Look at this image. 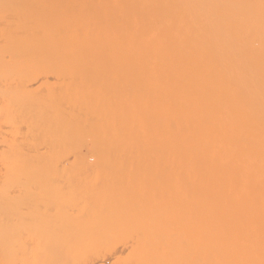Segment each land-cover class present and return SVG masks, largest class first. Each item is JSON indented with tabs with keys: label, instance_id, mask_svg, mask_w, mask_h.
<instances>
[{
	"label": "bare ground",
	"instance_id": "obj_1",
	"mask_svg": "<svg viewBox=\"0 0 264 264\" xmlns=\"http://www.w3.org/2000/svg\"><path fill=\"white\" fill-rule=\"evenodd\" d=\"M67 1L66 3L62 1L55 4L56 9H51L52 6L49 3L46 4V8L48 5L51 6L50 9H48V12L51 10L49 13L41 11L39 8L40 6L29 9L25 8L26 10L22 7V9L19 10V26L18 23L17 26L21 29H18V31H20L19 34H21L20 56L24 63L46 64L47 62L49 63V67L46 68H49V70L51 65L55 70L57 68L54 66L57 63H60V67L61 63H64V68L61 70L64 74L65 71H69V69L71 71V67H75L76 63H80V67L84 63L85 65L88 64V68L82 67V72H84V70L86 71V69H90V67L91 69L97 65L99 67L100 65L98 63L101 62L102 65L104 60L108 61V63L111 60V62L113 61L118 65L121 64L120 66H122V64H131L132 66L134 64L132 67L127 65L130 71H138L140 68L137 67L136 64L139 63L146 62V65H149V68L145 66V69L147 68L145 71L149 74L150 79L144 81L145 83L148 82V86H142V88L144 87L145 89L141 90L139 83H144L143 81L137 84H130V86H128V83L127 85H122L124 82L119 84V86L117 84V87L113 90L114 93L111 92L115 95V100L113 103L111 101V103L116 104V107L112 106L114 108L111 109L108 108L110 105L100 102L102 100L98 99L100 93L98 94L97 92L99 88L96 90L95 87H93L95 84L92 86L87 83V80H85L86 82L82 81L86 84L81 82L79 84L75 83L76 80L73 81V83L72 80L74 79H71L70 83L67 82L68 85H64H67L66 93H68L67 95L70 98V103L68 104L67 102L70 108H68L66 112L67 119L65 121L66 124L68 123L66 127L68 126L67 129L69 130V134L71 132L73 134L75 131L76 133L80 131V134L78 133L79 137L82 136L81 133L85 132H82V127V129L87 127L85 130L89 129L88 131L90 132L87 131V134H83L84 137H81V139L83 138L82 141H84L87 135L91 138L92 145L89 147L88 151L93 159L96 158L99 160V155L100 157L103 156L104 159L110 160L112 156H119L118 158L125 157L124 159H126V157H131V159H133V157L136 156H146V158L148 156L150 159L149 156H152V158L162 157L163 160L166 159L168 161L166 163H164L165 161L163 162V170L159 171V173L162 172L161 174L164 173L163 176L161 175L162 179L157 177L158 179L156 180L159 182L157 183L159 188L162 186V190L169 196L165 194L167 198L162 202V206L158 204L153 206L155 202L149 205L152 206L150 207L151 210L148 209V211L151 212H147L149 213L147 217L150 221L145 218L147 221L144 220V222H147L146 224L149 225L152 224L149 228L151 230L154 229L155 222H158L160 225L158 226L157 223L156 225L158 228L155 225L156 228L154 229L157 230L156 233H158V236L157 234L153 236L155 235V233H152L154 231L148 230L147 237L150 236L149 233H152L153 238L149 237L151 239V242H149L150 239L148 241L150 245L147 244V242L146 244L151 247V244L153 245L152 241H158V238L156 240L154 237H161L163 241L165 240V242H167V245L170 243V248L173 247L172 245L176 243L177 239H179L180 242L183 241L181 252L184 257H182L184 262L182 261L181 263L184 264H232L234 263V258H236L235 264H263L262 259H259L261 255L260 252H262V255L264 254L262 247V251L257 249L260 255L255 253L257 250L255 252L252 250L249 253L250 250L248 249L250 248L247 249L248 243L245 246L243 243L244 241H240L241 243L238 242L240 239L237 241L238 243L235 241V236H243L244 233L242 231L244 230L240 231L242 232L241 234H238V229L236 230V225H233V222L241 226L244 225V227H240V229H246V225L247 229L251 226V224L248 226V222L245 224V221L238 219V217L241 218L242 216V219H244V215L247 212L244 208L245 206H243L244 209L241 207L242 204H244L243 201L246 200L243 195L245 193H239L237 196L243 195V198L240 197V199L242 198L240 201L243 203L237 201L241 204L239 209L240 212L235 209L236 206L234 207L237 211L236 214H238L236 221H234L236 219L235 216L233 221H231L232 215L230 216V213L231 207L233 208V205L236 204L234 203L232 205L231 202V199L235 197L233 196L231 198V193L233 192H231V179L233 178L232 176H234L232 175V165L235 162L231 160L233 159L231 155L235 153L236 157L240 156L243 160L242 154L239 155L240 152L238 156L236 152L231 154L232 141L234 140L233 144H235V146L233 145L234 147H232L234 149H237L238 147L236 146L238 145H245L244 143L247 142L249 144L252 141H254L253 144H255L256 141H260L264 147V0H104V2H100V0H77L75 3L73 2V5L67 4ZM38 3L40 2L38 1ZM55 3H57L56 0ZM20 4L22 5V3ZM12 18L14 19L15 17L11 16L10 18L9 16L7 22H11ZM106 61L104 62L105 64H103L104 66L106 65ZM73 63H75V65H73ZM93 63L94 66L90 65ZM141 65L143 66V64ZM77 67H79V65ZM43 68H45V66H43ZM100 68H102V66ZM96 69L98 68H95L94 75L101 70L99 69V71H97ZM54 70L52 72H54ZM77 70L80 71L81 68L76 69V73L79 75L80 73L78 74ZM120 70H118L117 67V72L115 73L117 74ZM127 70L125 71L127 72ZM141 70L144 69L142 68ZM74 71L75 69L73 72ZM93 71L94 70H91L90 72ZM102 71H104V69ZM73 72L69 73L72 74ZM144 72L141 71L137 73L144 75L146 74V72ZM57 73L59 72L57 71ZM57 73L56 75H58ZM76 73L74 72L73 74L76 75ZM87 73H85L84 76ZM137 73L134 74V77H136ZM120 74L121 72L116 77ZM141 74L138 76L140 77ZM67 75L69 76V74ZM88 75L91 76L89 73ZM107 75L108 74H106V76ZM89 76L87 77L88 79L93 77ZM104 77L99 78L102 80ZM139 77L136 81H139ZM65 78H71V75ZM92 79H94V77ZM100 79H97V82L94 80V82L98 83ZM113 79L114 78H112V80ZM133 79L132 77V80ZM140 80H144V78ZM123 81H125V79ZM62 82L60 81L58 84L60 85ZM63 84L60 85V88ZM135 84L137 86H133ZM48 85L46 84L47 87ZM109 85L110 84H108V87ZM60 88L57 89L59 90ZM100 89L98 91H100ZM106 89L103 88L102 91H106ZM53 94L49 95L52 96ZM101 94L104 95V93ZM103 95L100 96V98L103 97ZM104 97H106L107 100L109 99L106 95H104ZM109 101L110 99L108 102ZM46 104L47 103H45V105ZM52 104L53 102L47 105ZM38 105L41 108L40 104ZM58 115L62 117L60 114ZM58 115L55 114L57 117ZM57 117L54 118L56 119L54 120L55 122L57 121ZM61 120L62 119L58 120V122H61ZM76 133H74V136H78ZM61 136L62 135L59 137ZM65 136H67L66 133ZM71 137L72 135L69 139H71ZM89 137L87 139H89ZM76 138L74 139L75 141L78 140ZM67 140H65V144H68L67 142H69V140ZM75 144L78 145V147L81 146V142L80 144H77V142ZM248 144L247 146L245 145L246 148L251 146L249 145L248 147ZM257 144L255 145L258 147ZM239 147L242 149L244 148L242 145ZM261 147H258V149H261ZM70 148H73L71 150L80 149H75V145ZM251 150L252 148L248 151L253 153ZM245 151L247 150H244L242 153L245 154ZM74 152L72 153L74 154ZM256 152L253 154L249 153L251 158H247L248 162L253 161L255 163L252 159L256 157V155L254 156V154H257ZM50 153L51 152L48 154ZM261 153L263 154V152ZM77 154L81 156L80 151ZM77 154L76 156H78ZM249 154L247 152L246 155L248 156ZM262 154L261 156L258 154L259 156L257 157L264 158V154ZM263 158L262 160L258 158V160H255L256 162L260 160L262 163ZM87 159L88 158H81V160H77L80 162V165H86L88 163V165H90L92 162L86 161ZM156 159L158 160V158ZM237 159L239 160L241 158ZM247 159L245 160L247 161ZM78 161L77 163H79ZM241 162L242 161H240V163ZM249 163H247V167H244V169L242 168L243 171L241 172L245 173V175H241H244L241 180H245V182L248 181V179L246 180L245 178L246 175L247 178H251L248 176L249 169H251V171L253 169L252 166V168H249ZM95 164L99 166L98 162H95ZM130 164L132 165V162ZM236 164L237 163H235V165ZM259 164L258 162V165ZM251 165H253V163ZM255 165L256 164L253 166L255 167ZM73 166H75V163ZM108 166L106 167L108 168ZM238 167L240 166L238 165ZM103 170H105V167ZM233 170H235L236 173V169L234 168ZM254 171H257V169ZM258 172L264 175V163L258 166ZM106 173L109 175L111 174L108 172ZM132 173L134 172L132 171ZM156 173H158V171ZM238 174H240L239 171ZM253 175L257 176L254 173ZM262 175L261 177H264ZM103 176L105 177V175ZM241 176H239V178H241ZM102 177L100 175L99 178ZM239 178L238 180H240ZM71 180L72 179H70V182L72 183ZM98 181H96L97 184L92 182L94 185L69 183L65 189L63 187H57L51 198V205L55 209L53 215L60 218L61 212L59 210L66 207L69 211L66 213L64 212V214L65 216L67 214V223L69 224L74 223L72 221L77 219L72 210L83 209L82 211L85 212V216L83 215L82 217V211H79V220L82 219L85 221L84 223H88V221L91 222L94 217L96 218V216H98L97 219L94 218L91 224L92 226L96 222L99 224L100 220L105 217L102 216L107 214L106 209L112 211L111 206L113 204L111 205L109 200L107 202V199L104 200L109 204V208H107L108 205H105L104 202L102 203V199L101 204L100 200L99 202L96 200L97 195L105 190L102 186L103 184H99ZM256 182L258 183L259 180L255 181V183ZM263 182L261 180L260 183L262 184ZM127 184L125 183V185ZM250 184L253 183L251 182ZM111 185L110 183L108 186ZM155 185L153 186L152 184L153 187H155ZM238 185L239 184H237V188H239ZM149 186L151 187L150 183ZM241 186L244 187V184ZM261 186L259 185L260 189L262 188ZM234 187L233 189H235ZM107 188L108 187H106V189ZM130 188H133V186ZM253 188L254 187H252V190ZM247 189L249 190V188ZM111 191L115 193L116 190L113 189ZM159 191L161 192L160 189ZM236 191L235 193L233 192L234 195ZM238 191L240 192V190ZM242 191L243 189H241V192ZM245 191L248 192L247 190ZM254 192L258 193L257 190ZM262 192L261 199L255 203L257 205L254 204L256 207L253 209L258 218L260 215L264 214V188ZM259 193H261V191H259ZM147 194L149 195V193ZM246 194L248 195V193ZM84 195L87 197L86 199L83 197L84 202L81 200L83 203L82 205L81 202L80 204L79 201L77 202L76 200L78 197L82 198L81 196ZM93 195H96L95 198H93L97 204L95 202L93 203L94 200L90 198V196L92 197ZM103 195L102 198H104ZM63 198H65V200H63ZM148 200L150 199L148 198ZM232 200L234 202V199ZM237 200H239V198ZM238 203L236 204L237 206L239 205ZM246 203L247 202H245V204ZM115 206L117 207V204ZM97 208H103V210L105 208L106 213L102 212V214L104 213L102 216L100 211L97 213L95 212V214L93 211H98L96 210ZM141 209L144 208L141 207ZM246 209L248 210L249 208ZM174 210L177 211V213H175ZM249 210L248 213L250 212ZM76 213L78 212L76 211ZM144 215L146 216L145 213ZM144 215L143 217H145ZM99 216L102 218L100 219ZM160 216L162 219L159 218ZM107 217L110 219V216ZM253 217L252 219H256V217ZM154 219H156V221H154L153 224L152 221ZM185 219L186 221H183ZM104 220H106V218ZM245 220L247 219L245 218ZM251 223L253 224V222ZM78 224L80 225V221ZM256 224L255 229L258 228ZM74 225H76V222ZM84 225L85 224H83V226ZM149 225H147V227ZM95 227H97V225H95ZM253 227L249 229L251 230ZM233 228L236 230V234L234 232L235 230L232 231ZM174 232H176L177 239L171 240L172 238H176V235L175 237L171 236ZM160 233L162 236L159 235ZM253 235V240L257 239L260 242H264L263 228L257 229ZM139 240L141 241V239ZM139 240H134V248L141 247L142 241L140 242ZM252 243H254V241ZM257 246L259 247V245Z\"/></svg>",
	"mask_w": 264,
	"mask_h": 264
},
{
	"label": "rangeland",
	"instance_id": "obj_2",
	"mask_svg": "<svg viewBox=\"0 0 264 264\" xmlns=\"http://www.w3.org/2000/svg\"><path fill=\"white\" fill-rule=\"evenodd\" d=\"M38 1L40 3H38ZM41 1H43V0H27V1L26 0H22V1H20V0H0V264H177V263L179 264V262H180V264H184V263H181L183 261V258H184L182 256V252H181L182 251L181 245H183V241L180 242V240L177 239V235L175 234L176 232H174L173 235L171 234L172 237H175V235H176V238L170 237V238H172L171 240L177 239L176 243H174L172 245L173 247H171V248L169 247L170 243H169V245H167V242H165V240L163 241V239L161 237H154L156 240L158 238V241H156L157 243L155 241H152V243L154 245L153 246L151 244L152 249L150 246L147 245V244H149V242H151V239L149 237L153 238L152 235L154 233H155V235H153V236H156V234L158 236V233H156L157 230H154L157 227L156 224L158 222H155L156 224H154L153 222L156 221V219H154L153 221L151 220L152 223L154 224V227L152 226L154 228V229H152L154 232H152L153 234L149 233L150 236L147 237L148 230H151V229H149L150 225H152V224H150V225L146 224L147 222H144V220L147 221V219H148L147 214H149V213H147V212H151V211H148V209H150V207H152L149 205H151V203L153 204L154 202L155 203L153 206H155V204L161 205L162 202H164V200L167 198V196H169L166 192H164V190H162V188H161L162 186H160V188H159V186L157 185V183H159V182H157V180H156L158 178L162 179L161 177L163 176L164 173L161 174L162 172L159 173V171L163 170V167H162L163 162L165 161L164 163H166L168 161L166 159L163 160L162 157H156V158H158V160H157L155 157L152 158V156H149L150 159L148 158V156H147V158H146V156H143V157L142 156H140V157L136 156L137 158L133 157V159H131V157H126V159H124L125 157L124 158H122V157L118 158L119 156L118 157L116 156L117 157V159H116V157L112 156V157H110V158H112L110 160V159H106V158L104 159L103 156L100 157V155H99V160H97L96 158L93 159L92 156L89 154V151H88L89 147H91V145H92V141L90 140L91 138L89 137V135H87L89 137V139H87L88 138L87 136H86V139L84 138V141H82L83 138L81 139V137H84L85 134L90 132V131H88L89 129L85 130V128H87V127H84V129H82L83 128L82 127L81 128V130H83L82 132H84V131L85 132L81 133L82 136L79 137L80 131L78 132L79 134L76 133V131L73 132V134H72V132L69 134V130L67 129L68 126L66 127V125L68 124V123L66 124V121H65L67 119L66 118V116H67L66 112H67L68 108H70V105L68 106V104L70 103L69 102L70 98L67 95L68 93H66V88L68 85L67 82L70 83L71 79H74V80H72V82L76 80L75 83H78V84L80 82L85 83L86 82L85 80H87L88 84H91L92 86L95 84L93 87H95L96 90L98 88L99 89L100 88L106 89L108 87V84H110L109 87L106 89V91L105 90L102 91V89H100V91H101L100 92V91H98L99 90L98 89L97 92H98V94L100 93L99 98H98V99L102 100L100 102H103V103L110 105L111 107L108 105L107 106L109 109H111V108L116 107L115 106L116 104H112V103L115 100V95H113V93H114L113 90L117 87V84L119 86V84H122L124 82L126 84L123 83L122 85H127V83H128V86H130V84L131 85L134 83L137 84L140 81L144 82L145 80L146 81L149 80L150 76L145 71V70H147V68H149V65L148 64L146 65V62L145 63H139V64H136V66L140 68L138 71H134L132 69H131L132 71H130L128 66H131V64H127L128 66L126 64H122V66H120L121 64L118 65V64L114 63L113 61H112L113 62L112 63L111 60L109 61V63H108V61L104 60L102 62V65H101V62L98 63L100 65L99 67H98V65L97 66L95 65L96 67H92L93 69H91V67H90L91 70H94L93 72H90L91 71L90 69H86V71L84 70V72H82L83 68H85V67L88 68V64L85 65V63H84V64H82L83 66L81 65V67H80V63L79 64L76 63V66H75L76 68L71 67V71H70V69H69V71L67 69H65L67 71L64 70L65 71V74H64L63 71L61 72V70L64 68V65H63L64 63H61V67H60V63L59 64L57 63L59 65V67L56 64L57 66L55 65L54 67H56L57 69H55V70H54V68H52V65L50 66V70H49V68H46V67H49V63H47V62H46V64L48 66L44 63H41L43 66H45V68H43V66L41 64L24 63L23 59L20 56V50H21V48H20L21 38L20 37H21V34H19L20 31H18V29H20V27H18L19 26V22H18L19 10H21L22 7L24 9L25 8L29 9V8H33L35 6L36 7L40 6L39 8L41 11H43L45 13H49L51 10L48 12V9H50L51 6H52L51 9H56L55 4H58L62 1L66 3L67 0H56L57 3H55V0H47V1L44 0L45 2L44 1L41 2ZM76 1L77 0H68L67 4L73 5V2L75 3ZM105 1H107V0H105ZM51 2H52V4H51ZM69 2H71V3H69ZM100 2H104V0H100ZM20 3H22L23 6ZM24 3H25V5H24ZM48 3L51 6L48 5L49 8L48 7L46 8L45 5ZM87 3H89V2H87ZM43 6L45 7V9ZM14 14L15 15L17 14L16 15L17 17ZM9 16H10V18H11V16L15 17L14 19L12 18V21H11L12 23L7 22V19H9ZM17 23H18V26H17ZM105 61H106V65L104 66L103 64H105L104 63ZM95 64H97V63H95ZM141 64H143L144 67ZM73 65H75V63H73ZM73 65H70V66H73ZM78 65L81 68V70H80L81 72L77 70L78 74L80 73L79 75H77V73H76V69H80L79 67H77ZM90 65L94 66V63L90 64ZM65 66H66V64H65ZM101 66H102V68H100ZM106 66H107V68H106ZM145 66H148V67L145 69ZM117 67H118V70H120V69L121 70L116 74L115 72H117L116 71ZM73 68L75 69L74 72L76 73L77 77L75 74H73L74 73ZM95 68H98V69H96L97 71H99V69H101L99 71V73L96 71L97 72L96 73L97 75L95 74L96 78L94 75ZM123 68H124V70H123ZM142 68L144 70H141ZM103 69H104V71H102ZM53 70H54V72H52ZM56 70L59 73H57ZM125 70H127L128 73ZM141 71L142 72L145 71L146 74L142 75L141 73H139L142 75V76L140 75V77H139L138 76L139 74L137 72H141ZM66 72H67V74H69V76L71 75V78H67V79L65 78L66 76L69 77L66 74ZM69 72H73V73L71 74ZM87 72L91 76H89ZM107 72H109V73H107ZM120 72H121V74L118 77H116ZM56 73L58 75H56ZM85 73H87V74L84 76ZM92 73H93V75H92ZM124 73H125V75H124ZM135 73H137L136 77H134ZM106 74H108V75L106 76ZM131 74H132V76H131ZM74 75H75V77H74ZM98 75L100 78L105 76L103 78L104 81H103V79L101 80L98 77ZM112 75H113V77H112ZM55 76H57V77H55ZM78 76H79V79H78ZM88 76L89 77L93 76L94 79H92L93 77L88 79L87 78ZM61 77L63 78V82H62ZM132 77L134 78L133 79L134 81L132 80ZM138 77H139V81L137 80L138 81L137 82L136 79H138ZM83 78H84V80H83ZM112 78H114L113 79L114 81L112 80ZM143 78H144V80H140ZM91 79H92V81H91ZM97 79H100L98 81V83H96ZM109 79H111V80H109ZM124 79H125V81H123ZM94 80L96 82H94ZM50 81L54 84H52ZM60 81L62 82V83H60V85H62L64 83L61 88H60V85L58 84ZM82 81H85V82H82ZM114 82L115 83L117 82V83L115 84ZM144 83H142V82L139 83V85L141 86V87L139 86L141 90L145 89L144 87L148 86L147 85L148 82L145 84ZM46 84L47 85L49 84L48 87L46 86ZM65 84H67V85L64 86ZM105 84H106V86H105ZM114 84H115V86H114ZM136 84L133 86H137ZM55 85H56V87H55ZM50 86H52L53 88ZM110 86H111V88H110ZM142 86H144V87L142 88ZM57 88H60L59 89L60 92ZM48 91H50V92H48ZM111 92H113V93H111ZM101 93H104V95L109 97L110 101L108 102L109 99L107 100V98L104 97V95ZM49 94H53V95L50 96ZM63 95L64 96L67 95V96H65L66 99ZM102 95H103V97L100 98V96H102ZM108 95H110V96H108ZM53 97L55 99L56 98L57 99L55 100ZM67 99H69V100H67ZM86 100H88V99H86ZM111 101H112V103H111ZM52 102H53L52 105H55V106L47 105V104H51ZM67 102H68V104H67ZM45 103H47V104L45 105ZM38 104H40L41 108L42 107L43 108L41 109ZM106 104H105V106H106ZM102 105H104V104H102ZM112 106H114V107H112ZM53 108H55V109H53ZM52 110H54V111H52ZM61 111L63 112V114ZM55 114L56 115L60 114L62 117H60L59 115L57 117V116H55ZM56 117H57L56 122H58V120H60V119H62L63 121L61 120V122L59 121L58 123H56L54 121V120H56V119H54ZM57 131H58L59 136L62 135L61 137L58 136ZM67 132H68V134H67ZM65 133L67 136H65ZM74 133H76L78 136H76V135L74 136ZM71 135H72V137H71L72 140L69 139V137ZM62 137L63 138L65 137L66 139L65 138L63 139ZM75 138L78 139L79 142H78V140L75 141L74 140ZM67 139L69 140V142H67L68 144H65L66 143L65 140H67ZM76 142H77V144L78 143L80 144V142H81V146L78 147V145L75 144ZM232 142L234 143V140ZM258 142L260 143V146H259ZM258 142L256 141L255 144L258 143L257 144L258 147H261L262 143L260 141H258ZM233 143L231 145L232 147L235 146V144H233ZM253 143H254V141L250 142L249 144H248V142L244 143V144L246 146L248 144V147H249V145H251L250 147L252 148L251 151L253 153H255L257 151L256 152L257 154H254V156L256 155V157L254 159H252L255 161V163L253 161H249L250 163L248 162V159L251 158L250 154H253L250 151H248L249 149H251L250 147L246 148L245 145L241 144L242 147H244L243 149L247 150V151H245L246 152L245 154L242 153V152H244V150L241 147H239L241 145H238L236 143L238 145V146H236V147H238L237 148L238 150L231 147V151H232L231 154L233 152H236L237 156H238V153L240 152L239 155L242 154L243 160H244L243 161L242 157H240V156L236 157L235 153L231 155V158L233 157V159H231V160L235 161V162L233 161L234 163L232 165V167H233L232 168V175H234L232 177L234 179L232 178L233 182L231 179V184H232L231 192L233 191L235 193V191L237 189L235 195L233 192L231 193V198L233 196H235L232 198V199H234V202L232 199H231V202H232V205L234 203L237 204L238 202H240V203L244 202V204H242V206H241V204L238 203L239 207L236 204L233 205V208L231 207L230 216L232 215L231 221H233L234 216L236 218L234 221H236L237 216H238V214H236V212L237 211L240 212V210H239L240 206L242 208H243V206H245L244 208L247 212L244 215V219H242L243 216L241 218L238 217V219H240L241 221L242 220L245 221V224H247V222H248L249 223L248 226L251 224V226H249V228H251L253 226L254 227L250 230L249 228L247 229V225H246V229L245 228L240 229V227H244V225L241 226L240 224H235V222H233L232 224L236 225V227L235 226L234 227L236 228V230L237 229L239 230V231L237 230L238 234L239 233L241 234L242 232L244 233L243 236H240V237L238 235L235 236V241L237 242L240 239L238 242L244 241L243 243L245 246L248 243L247 249L250 248V249H248V250H250L249 253L252 250H254V252H255L257 249L262 251L261 247L264 250V247H263L264 242H262V241L260 242L257 239L253 240V237H254L253 234L255 233V231L259 228L264 229V217H263L264 214L260 215L261 218H260V216L258 218V216L253 211V209L256 207L255 205H257L255 203L257 201H259V199H261L260 197L263 194L262 191L264 188V182H263L264 177H261L262 173L259 174L260 172H258V166L264 163V158L262 157L263 158L262 163L260 160L258 161L260 163L259 165L255 159L258 158V159L262 160L261 157L259 158L257 156H259V155L261 156V154H262L261 152H263V154H264V151H263L264 147L262 145L261 149H258V147ZM74 145H75V149H77V148L78 149L80 148V149L79 150H71L73 148H70V147H72ZM54 147H55V149H54ZM67 151L70 153H68ZM71 151L72 152L77 151V152H74V154H73ZM79 151L81 153V156L77 154V153H79ZM259 151H261V152H259ZM49 152H51V153L48 154ZM58 152H59V154H58ZM247 152H248V154L250 153L248 156L246 155ZM75 153L78 156H76ZM85 154H87L88 157ZM233 155H235V156H233ZM89 156H91V157H89ZM248 157H250V158H248ZM76 158L80 159V160H81V158H83V159L88 158L86 161L92 162V163L90 165H88L89 163L86 164L87 166L85 164L84 165L81 164L82 165V167H81L80 162ZM139 158H140V160H139ZM237 158H241V159L238 160ZM244 158L245 159L248 158L247 161ZM121 159H122V161H121ZM112 160H114V161H112ZM77 161L79 163H77ZM110 161H112V162H110ZM240 161H242L241 162L242 164L240 163ZM73 162L75 163V166H73V164H74ZM95 162H98L99 166H97V164H95ZM122 162L123 163L125 162V163L123 164ZM129 162L130 163L132 162V165ZM99 163H101V164H99ZM107 163H109V164H107ZM112 163H113V165H112ZM121 163H122V165H121ZM235 163H237V164L235 165ZM243 163H246V164H243ZM247 163H249L248 164L249 168L253 167V169H252V171H251V169H249L248 176H250L251 178H249V177L247 178L246 177L247 175H246L245 178H246V180L248 179V181L245 182V180H241V179H243L242 177H244L245 173L244 172L241 173V172L243 171L244 167H247ZM252 163H253V165L256 164L255 167L253 165H251ZM105 165L106 166L110 165V166H108V168H107ZM148 165H150V166H148ZM238 165L240 167H238ZM119 166H120V168H119ZM104 167H105V170H103ZM156 167H158V168H156ZM78 168H81V169H78ZM234 168L236 169V173H235V170H233ZM240 168H241V170H240ZM106 169H108V170H106ZM156 169H157L158 173H156L157 172ZM255 169H257V171H254ZM93 170H94V173H93ZM105 171L108 173H111V174L109 175ZM132 171L134 173H132ZM238 171L240 174H238ZM101 173L103 175H105V177ZM253 173L257 176H254ZM235 174H236V176H235ZM242 174H244V175L241 176ZM100 175H101V177L102 176L103 177L99 178ZM132 175H133V177H132ZM237 175H238V177H237ZM239 176H241V178H239ZM262 176H264V175H262ZM258 177H260V178H258ZM84 178H86V179H84ZM235 178L237 181L235 180ZM238 178L240 180H238ZM70 179H72L71 180L72 183L70 182ZM101 180H102V182H101ZM112 180L115 182V184ZM258 180H259V182L255 183V181H258ZM261 180L263 182L262 184L260 183ZM96 181H98V183L101 185L103 184L102 186L105 188L104 192H102L98 195L96 194L97 195L96 200H98V202L100 200V204H101V199H102V203L104 202L105 205H108L107 208H109V204L107 203L108 200H109V203H111V205L113 204L112 206H114V207L111 206L112 211H110L109 209H106L107 214H105V215H103L104 213L102 214V212H105V208H104V210H103V208L102 209L97 208L96 210H98V211H95L93 209L94 213L95 212L97 213L100 211L101 216L102 215H103L102 217L105 216L104 219L106 218V220L101 219L102 217L99 216L101 219L99 224H97L98 222H96V220H95L96 223L92 226L91 223H93L95 217L93 218V221L91 220V222L88 221V223H84L85 221H83L82 219H80V220L78 219L79 218L78 216L80 215L79 213L83 209L82 210H76V209L72 210L71 209L75 213V217L77 219H74V221H72L74 223L68 224L67 223V217L68 216H67V214H66V216L64 214V212L66 213L67 211H69V210H67L66 207L65 208L63 207V209L59 210L61 212L60 218H57L55 215H53L55 213V209L51 205L52 204L51 198H52L54 192L56 191L55 189H57V187H63L65 189L69 185V183L70 184L76 183V184H82V185L83 184L84 185H94V184H97ZM81 182H83V183H81ZM247 182H249V183H247ZM251 182L253 184H250ZM110 183L112 185L108 186V185H110ZM125 183L126 184L128 183V184L125 185ZM149 183H150L151 187L149 186ZM143 184H144V186H143ZM152 184H153V186L156 184L158 187L155 185V187H157V188H155L152 186ZM237 184H239L238 185L239 188H237ZM242 184H244V187L241 186ZM248 184L250 185V187ZM258 184L260 186L262 185L261 186L262 190L260 189ZM234 185H235V187H234ZM113 186H115V187H113ZM131 186H133V188H130ZM240 186H241V188H240ZM106 187H108V188L106 189ZM233 187L235 189H233ZM252 187H254L253 190H252ZM247 188H249V190ZM113 189L116 190L115 193L111 191ZM159 189L161 190V192L159 191ZM241 189H243L242 192H241ZM238 190H240V192ZM245 190H247L248 192H246ZM256 190L258 191V193L254 192ZM106 191H108V192H106ZM157 191H159V192H157ZM259 191H261V193H259ZM163 192H164V194H163ZM103 193H104V195H103ZM147 193H149V195ZM239 193L240 194L245 193L243 195L246 198V200L243 199L244 200L243 202L240 201L243 198V195H239V197H237ZM246 193H248V195ZM102 195L104 198H102ZM250 195H251V197H250ZM257 195H258V197H257ZM95 196L94 195L92 197L90 196V198H92L94 200ZM105 196H106V198H105ZM255 196L257 197L258 200L256 199ZM81 197L82 198L78 197L76 201L77 202L79 201V203L80 202L82 203L81 200H83V197H85V199H86L87 196L84 195ZM154 197H155V199H154ZM240 197H242V198L240 199ZM148 198L150 200H148ZM238 198H239V200H237ZM106 199H107V202L104 201ZM63 200H65V198H63ZM235 200H236V202H235ZM83 202H84V200H83ZM94 202H95V200L93 201V203ZM140 202H141V204H140ZM245 202H247V203L245 204ZM116 204H117V207L115 206ZM249 204H250V206H249ZM82 205H83V203H82ZM253 205H254V207H253ZM141 207L144 209H141ZM156 207H158V206H156ZM234 207L237 211L234 209ZM250 207H252V208H250ZM246 208L250 209V210L248 209L250 211L249 212L250 216H249L248 210ZM65 209H66V211H65ZM135 209L138 212H136ZM140 209L142 212L140 211ZM152 209H154V208H152ZM160 209H161V207H160ZM74 210H76L78 213H76V211H74ZM72 211H71V213H72ZM232 212L236 215H234ZM251 212L254 213L255 215L252 214ZM84 213L85 212L82 211V217H83ZM114 213H115V215L117 214L116 217H115ZM144 213L146 214V216L144 215ZM175 213H177V211H175ZM106 215L110 216V219ZM143 215L145 217H143ZM253 215H254V217H256V219H252ZM94 216H96V215H94ZM139 216H142V217H139ZM97 217L98 216H96L95 219H97ZM248 217H249V220H248ZM250 217H251V219H250ZM145 218H147V219H145ZM152 218H153V216H152ZM159 218L162 219L161 216ZM245 218L247 220H245ZM77 220H78V222L80 221V225L78 224ZM98 220H99V218H98ZM111 221H112V223H111ZM148 221H150V220L148 219ZM183 221H186V219ZM75 222H76V225H74ZM101 222H102V224H101ZM181 222H182V220H181ZM251 222H253V224ZM258 222L260 225L258 224ZM143 223H144V225H143ZM239 223H241V222H239ZM254 223L256 224V226L258 225V228L255 229ZM83 224H85V225L83 226ZM110 224H111V226H110ZM241 224H244V223H241ZM95 225H97V227H95ZM147 225H149V226L147 227ZM155 225H156V227H155ZM159 225L160 224L158 223V226ZM238 225H240V226H238ZM90 226H92L94 228H92ZM237 226H238V228H237ZM142 227L147 229V230L143 229ZM160 230H161V228H160ZM160 230H158V231H160ZM234 230L235 229L233 228L232 231H234ZM236 230L234 231L235 234L237 233ZM242 230H244V231H242ZM248 230H249V232H248ZM107 231H108V233H107ZM240 231H242V232H240ZM159 235L162 236L161 233ZM138 238L141 239L142 242ZM159 238H160V240H159ZM242 238H245V239H242ZM135 239H136V241L139 240L142 243L141 247H137V248L133 247V244H135V242H134ZM149 239H150V241H149ZM246 239L248 240V242ZM145 240H147V241H145ZM253 241L255 244L252 243ZM146 242H147V244H146ZM161 242L162 243L164 242V243L162 244ZM171 242H173V241H171ZM179 242H180V244H179ZM257 245H259L260 248ZM178 246H179V248H178ZM168 247L171 250H169ZM162 251L164 252V254ZM178 252H180V253H178ZM258 252L259 251L257 250V252H255V253H257L259 255L261 253V255H262V252H260V253H258ZM263 253H264V251H263ZM263 255L261 256L262 258L259 256V259H262V263L264 264ZM233 260H234L233 261L234 263H232V264H235L236 258H234Z\"/></svg>",
	"mask_w": 264,
	"mask_h": 264
}]
</instances>
